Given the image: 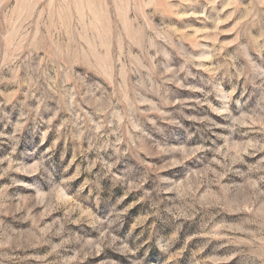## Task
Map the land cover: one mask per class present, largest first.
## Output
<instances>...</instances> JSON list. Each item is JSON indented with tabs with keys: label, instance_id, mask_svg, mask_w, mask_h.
<instances>
[{
	"label": "rangeland",
	"instance_id": "1",
	"mask_svg": "<svg viewBox=\"0 0 264 264\" xmlns=\"http://www.w3.org/2000/svg\"><path fill=\"white\" fill-rule=\"evenodd\" d=\"M0 264H264V0H0Z\"/></svg>",
	"mask_w": 264,
	"mask_h": 264
}]
</instances>
